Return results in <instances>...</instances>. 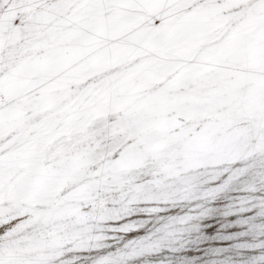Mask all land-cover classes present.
Returning a JSON list of instances; mask_svg holds the SVG:
<instances>
[{"label": "snow or ice", "instance_id": "6c2138e0", "mask_svg": "<svg viewBox=\"0 0 264 264\" xmlns=\"http://www.w3.org/2000/svg\"><path fill=\"white\" fill-rule=\"evenodd\" d=\"M0 264H264V0H0Z\"/></svg>", "mask_w": 264, "mask_h": 264}]
</instances>
